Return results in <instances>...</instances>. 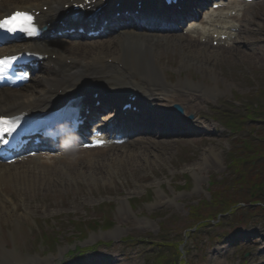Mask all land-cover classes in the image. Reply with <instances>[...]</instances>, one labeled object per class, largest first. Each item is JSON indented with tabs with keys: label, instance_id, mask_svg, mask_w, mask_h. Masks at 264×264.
<instances>
[{
	"label": "rangeland",
	"instance_id": "obj_1",
	"mask_svg": "<svg viewBox=\"0 0 264 264\" xmlns=\"http://www.w3.org/2000/svg\"><path fill=\"white\" fill-rule=\"evenodd\" d=\"M249 10L235 48L206 49L214 75L180 70L176 49L161 57L169 94L200 84L203 101L186 111L198 133L135 141L127 150L144 154L113 165L0 168V207L13 212L0 221V260L5 249L35 264H264V212L245 205L209 220L214 191H243L241 159L262 154L251 167L264 174V1ZM165 240L174 243L156 244Z\"/></svg>",
	"mask_w": 264,
	"mask_h": 264
},
{
	"label": "bare ground",
	"instance_id": "obj_2",
	"mask_svg": "<svg viewBox=\"0 0 264 264\" xmlns=\"http://www.w3.org/2000/svg\"><path fill=\"white\" fill-rule=\"evenodd\" d=\"M70 0H29L28 3H23V0L9 1L2 5L3 11H9L14 5H24L31 8H36L41 10L43 5H48L50 10L42 11L38 16L39 24L41 26L49 24H54V21L63 14L65 3H69ZM75 1V0H74ZM236 11V17L229 16L230 11ZM242 4L237 3L234 6H229L227 9L219 8L215 11L218 14L217 17L214 16V21L216 24L213 25L214 29L203 30L199 32L202 36H207V34H212L213 39L214 33L216 34H236L235 38L226 42L235 43L241 37V33H231V29L236 24V18H239L246 13H242ZM180 12H177L178 15ZM160 17H167L171 19L166 22V25L174 27V21L172 17L168 16L167 12H162L159 14ZM218 24L220 26L218 27ZM149 26V25H148ZM150 27V26H149ZM106 28H108L106 26ZM125 33L120 34L117 37L109 38L102 42L89 43H69V42H51L50 40H44L42 43L27 44L31 50H36L42 52L43 54H53L55 58L50 60L48 63L50 67L48 68L49 76H46V89L42 88H27L24 89H2L0 90V109H9L12 112H25L31 116L36 114H47L51 108L63 107L74 105V100L79 97V95L89 88H100L104 85H109L119 96H123L124 93H129L128 88L130 84L133 86L134 80H131L132 75H138L141 79V84L137 83L136 89L142 93L143 100L163 101L166 96L170 97L169 101L171 103L180 101L182 102L186 109L195 107L199 102L203 101L202 94L193 92V90H198L200 84H194L191 80L187 79L181 87L182 92L179 93H168L167 87L163 85V81L160 80V74L162 69L159 68L163 66L162 55H168V51L173 48L176 49L175 54H180L178 60V68L180 70H187L188 67H197L201 69L205 75H214V70L207 66L208 60H211L213 56H210V51H206L209 45L200 42L199 39L195 37L183 36V35H169L163 34L161 32H138L134 30H123ZM221 39H219L220 41ZM185 41V42H184ZM228 43V44H229ZM175 47V48H174ZM175 56V55H174ZM70 60V63L68 60ZM177 61V57H171L170 62L174 63ZM57 64L60 69L53 68L51 65ZM161 64V65H159ZM120 65L122 67L120 68ZM185 88V89H184ZM63 91V94H60ZM132 93V92H131ZM168 106V105H167ZM101 107V109H104ZM92 109V108H91ZM100 109V110H101ZM140 109V108H139ZM144 109H142L143 111ZM141 113H150L149 116L158 122L159 118L154 116V113L145 111ZM159 117L163 118L160 120L161 123L169 120H174L183 123L184 126H192L191 123L184 121L181 117H175L174 112L171 109L162 108L159 110ZM131 115H136L135 111H129ZM95 114V113H94ZM88 120L91 119L90 114H87ZM165 119V120H164ZM164 120V121H163ZM105 148V147H103ZM103 148H93L92 150H81L82 152H96L102 150ZM148 148L145 147L147 151ZM80 151V152H81ZM115 154V153H114ZM113 154V155H114ZM144 153H140L137 150H125L121 154L116 153L110 160L107 157L109 154H98L91 155L82 158L79 161L67 162L68 168L71 169L76 165L80 164L82 161H92L93 159H98L101 164L110 163L115 164L118 160L126 161V159H133L136 155L140 156ZM104 155V157H103ZM55 164L54 160H47V163ZM91 165V164H90ZM1 181V176H0ZM0 201H3V198ZM17 207V206H16ZM16 211V210H13ZM9 212V211H8ZM13 215V212L10 211ZM9 213H4L0 207V221L2 219L8 220L12 219L13 216ZM1 254L0 264H35L34 260L23 261L18 260L17 252L5 250ZM16 252V253H15ZM16 259V261H12Z\"/></svg>",
	"mask_w": 264,
	"mask_h": 264
},
{
	"label": "trees",
	"instance_id": "obj_3",
	"mask_svg": "<svg viewBox=\"0 0 264 264\" xmlns=\"http://www.w3.org/2000/svg\"><path fill=\"white\" fill-rule=\"evenodd\" d=\"M262 154L257 153L256 156L251 157H245L241 159L243 163H246L249 161V168H246L244 171H240L241 174L238 177V183H240V190H243L240 193V196H242V199L236 195L235 191L232 186H228V188H225L224 190L214 191L213 192V198L215 200V206L217 208V211L213 212V214H217V212H226L234 208L237 203H239L242 200H262L264 199V174L261 173H255L254 168L251 167V165L254 166V163H252L253 160L256 159V157H260ZM247 190L242 189V187H246ZM230 189L232 191H230ZM226 190V191H225ZM225 191V192H224ZM224 192V193H223ZM238 192V191H236ZM236 195V196H235ZM236 210V209H234ZM99 224H92L91 228H96Z\"/></svg>",
	"mask_w": 264,
	"mask_h": 264
},
{
	"label": "snow or ice",
	"instance_id": "obj_4",
	"mask_svg": "<svg viewBox=\"0 0 264 264\" xmlns=\"http://www.w3.org/2000/svg\"><path fill=\"white\" fill-rule=\"evenodd\" d=\"M33 18L27 13L16 12L10 17L0 20V30H5L9 33H15L17 30L25 31L29 35L35 34L36 29L31 26ZM7 59H0V73L4 70V65ZM14 121L10 118L0 117V136L4 134H11L15 131Z\"/></svg>",
	"mask_w": 264,
	"mask_h": 264
}]
</instances>
